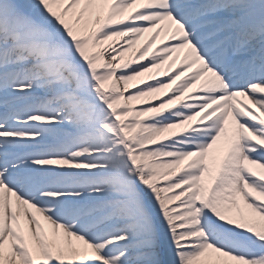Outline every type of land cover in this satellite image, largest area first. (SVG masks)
Listing matches in <instances>:
<instances>
[{
	"label": "snow or ice",
	"instance_id": "6c2138e0",
	"mask_svg": "<svg viewBox=\"0 0 264 264\" xmlns=\"http://www.w3.org/2000/svg\"><path fill=\"white\" fill-rule=\"evenodd\" d=\"M0 264H264V0H0Z\"/></svg>",
	"mask_w": 264,
	"mask_h": 264
}]
</instances>
